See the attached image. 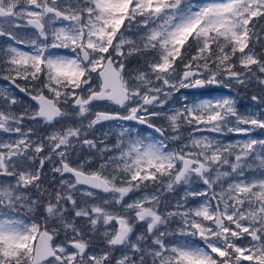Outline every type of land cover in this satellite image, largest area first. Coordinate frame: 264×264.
<instances>
[{"label":"snow or ice","instance_id":"1","mask_svg":"<svg viewBox=\"0 0 264 264\" xmlns=\"http://www.w3.org/2000/svg\"><path fill=\"white\" fill-rule=\"evenodd\" d=\"M0 37L13 42L0 48V78L36 102L17 112L19 98L0 89V133L9 136L0 138V264H264V173L245 174L253 156L264 169V139L224 145L195 135L250 134L264 129V112L241 114L231 97L163 110L175 92L221 75L264 86V0H0ZM136 57L144 67L129 73ZM161 117L165 125L152 123ZM26 121L53 130L33 139ZM107 121L120 124L115 144L108 132L88 138ZM124 121L162 139L145 142ZM184 125L192 132L170 149ZM180 187L170 205L164 194ZM189 197L202 200L193 207Z\"/></svg>","mask_w":264,"mask_h":264},{"label":"rangeland","instance_id":"2","mask_svg":"<svg viewBox=\"0 0 264 264\" xmlns=\"http://www.w3.org/2000/svg\"><path fill=\"white\" fill-rule=\"evenodd\" d=\"M199 2H205V0H199ZM23 31L25 30H21V34L23 33ZM5 42H10L8 41V38L5 37L4 38ZM5 46L7 47V45L5 44ZM257 51H260V49L258 48ZM129 61H132L133 65H128L127 62V68H128V72L131 73L134 69L136 68H141L144 67L143 64V59L140 57H136V58H129ZM182 67V66H181ZM218 79L221 81V83L219 84H208V86L213 87V90H211L210 92H208V94H204L203 92L201 93L199 90H195L192 88H187V89H180L179 92H175L171 98L167 99V102L164 106V111L167 112L168 109L171 108H179L182 107L184 104H195L198 103L201 100L204 99H219L222 97H231L235 100L236 102V108L238 109V111L241 114L247 115L248 113H257V112H264V105H260L257 104L256 102L252 101L251 97L253 95H258L262 97V86L258 85L256 83L255 80H252L251 82H249L247 84V86L245 85H238L236 84L234 81L232 80H228L225 76L221 75L220 77H218ZM242 89V90H240ZM186 97V99H182ZM163 98V95H162ZM95 108L97 110H109V107L105 104H96ZM156 110H160L159 108ZM152 122L155 123L156 125H165L166 121L164 118H152ZM85 123H87V121H85ZM124 127H132L129 125H125L123 124ZM57 127H59V125H57ZM241 127H247L244 125H241ZM134 128V127H133ZM53 129L49 126V133L52 131ZM192 128L188 125H184L181 129V135L182 137H184V139H181L179 141H172V140H168L167 143L169 145L170 149H176L179 148L181 146V144L186 142V138L188 136V134L191 131ZM121 131L120 128V124L116 123V122H103L102 125H97L96 129H94L93 131L89 132V136L88 138L92 139V138H100L102 137L104 132H108V138H107V143L109 145H113L116 143L117 141V137L119 136V133ZM137 131L140 133V135L142 137L145 138V142L148 141V139H151L153 136H145V133L141 130ZM169 135H172V133L169 131L168 133ZM47 135V134H46ZM135 136V133L133 134ZM195 135H207L210 137H214L215 139H217L218 141H220L222 144L227 145L229 143H236V142H243L247 139H264V129H255L253 130L250 134H239V133H235V132H228L227 129H225L222 133H195ZM0 136L2 139H8L9 136L7 134L4 133H0ZM156 139H159L157 136H154ZM125 139H127V136L125 137ZM77 151H79V149H77ZM87 151V149H85V152ZM117 153H108L107 155H116ZM73 159H75V156L73 157ZM101 161L97 158V160L95 161L94 166L98 167L99 163ZM250 165H251V170H247L246 169V175L249 177V179H253V178H258L261 176L262 173H264V169H261L259 166V160H257L255 158V156H253V158L249 161ZM37 165H38V161H37ZM228 166H224L225 169H227ZM51 165L50 164H46L45 168H44V172H45V177H44V184L45 186H49V185H53V181H52V176L53 174L50 171ZM7 178L5 177H0V181H4ZM191 187L194 190H201L203 185L198 183V182H194ZM184 191L185 189L183 187H180L176 190L175 193H165V199L166 201L170 204V205H174L176 203V201L184 195ZM140 195V193H134V194H130L129 197H126V201L130 200V199H134L136 198V196ZM101 198L104 197V194H100ZM202 200L201 197H189L188 198V205L189 206H196L200 201ZM180 226V222L179 220L171 222L168 226H167V230L168 231H174L177 230ZM161 230H165L164 228H162ZM169 240H173L176 239L175 237H168ZM183 239V238H180ZM188 240L193 241V243L195 244H202V242L200 241L199 237H187ZM95 244L97 245H103L104 240L102 235L97 234L96 238L93 241ZM244 243H246L247 241H243Z\"/></svg>","mask_w":264,"mask_h":264},{"label":"flooded vegetation","instance_id":"3","mask_svg":"<svg viewBox=\"0 0 264 264\" xmlns=\"http://www.w3.org/2000/svg\"><path fill=\"white\" fill-rule=\"evenodd\" d=\"M24 30L25 31H23L22 35L25 34V33H27L28 35H31L32 32H33L32 29H24ZM4 38L5 37H0V48H5L6 47L5 44L8 45L10 43H13L12 41L5 42ZM17 46L21 47L23 49V45H17ZM24 50H29V49H24ZM55 51H57V50H55ZM59 51L62 54H68L67 50H59ZM126 62H127L128 65H132V61L128 60ZM0 68H2V66H0ZM5 74L6 73H4L2 70H0V76H3ZM17 83L23 86V85H25L26 82L23 81V80H18ZM3 88L10 89L19 98V100L21 101V104L16 106L17 112L21 111L24 107H31V108H35L36 107V102L32 101L29 96H27L24 93L19 92V89L15 88V86L12 85L9 81L0 78V89H3ZM198 90L201 93L203 92L204 94H207L208 92H210L212 90V87L208 86V84H207L203 88H199ZM98 104H105V105H107L109 107V110H113V111L119 110L120 113L127 114L125 110L120 109L118 106L110 104L109 102H98ZM24 127L25 128L32 127V128H34L36 130V134L32 137L33 139H39V138H41V137H43V136H45L46 134L49 133V126H45L43 123L37 124V123H33L31 121H26ZM136 129H139V127L136 128ZM139 130H141V129H139ZM141 131H143L145 133V136H150V135H152V133L156 134L151 129L150 130L144 129V130H141ZM0 138H1V136H0ZM101 194H103V193H101Z\"/></svg>","mask_w":264,"mask_h":264},{"label":"water","instance_id":"4","mask_svg":"<svg viewBox=\"0 0 264 264\" xmlns=\"http://www.w3.org/2000/svg\"><path fill=\"white\" fill-rule=\"evenodd\" d=\"M263 91H264V88H263ZM263 97H264V94H263ZM133 122H136V121H133ZM144 126H147V125H144Z\"/></svg>","mask_w":264,"mask_h":264}]
</instances>
